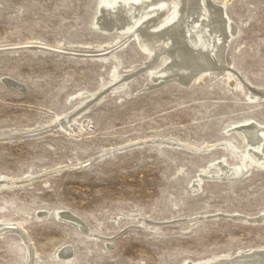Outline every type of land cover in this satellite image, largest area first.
Listing matches in <instances>:
<instances>
[{
    "label": "rangeland",
    "instance_id": "obj_1",
    "mask_svg": "<svg viewBox=\"0 0 264 264\" xmlns=\"http://www.w3.org/2000/svg\"><path fill=\"white\" fill-rule=\"evenodd\" d=\"M208 1L235 30L218 69L188 86L160 71L148 86L167 49L148 66L141 24L100 29L99 0H0V264H191L264 250V222L248 219L264 210V167L215 176L220 160L264 159L263 148L244 156L241 135L264 125V0Z\"/></svg>",
    "mask_w": 264,
    "mask_h": 264
},
{
    "label": "bare ground",
    "instance_id": "obj_2",
    "mask_svg": "<svg viewBox=\"0 0 264 264\" xmlns=\"http://www.w3.org/2000/svg\"><path fill=\"white\" fill-rule=\"evenodd\" d=\"M117 3H120V7L116 5ZM118 7L120 8V15H118V17L121 18L120 22L112 23L110 22L111 20L109 21L108 19L113 15L112 12L117 11L116 8ZM96 12L102 13L105 17L106 21L104 20L102 23L104 27H100L102 30H107L112 28L113 24H117L116 27L113 25L115 29L117 28L122 33H126L125 31L129 32L133 29L132 27L135 23L138 25L141 24L138 28L136 27L135 30L137 36L136 40L140 49L147 54V65L156 61L152 58L151 60L149 59L154 53L162 51L161 49H167L165 51L167 54L166 62L158 68L149 70V76L152 78L153 84L149 83L148 86L157 84L154 82H160L159 79L163 76L156 77L155 79L153 78L154 74L156 75L160 71L163 72V75L168 74L167 77H170V79L175 78L182 83L188 82V85L192 79L206 78V76L211 71L215 70L222 60H224L223 58L228 43L231 39V35H233L231 32L235 31H232L234 28L231 29L233 24L231 25V21L227 17L223 4L213 5L208 0H99L95 13ZM98 17H100V15ZM115 17L117 18V16ZM140 17H143V19ZM139 18L140 20L138 21ZM117 76L119 75L116 72L112 74L114 79H117ZM258 93L264 96V89L260 90ZM254 95H251L249 98L255 99ZM243 130L244 129H242V131ZM241 135L244 141L246 137L249 139V141L246 142L247 152L244 156H248L249 149L253 150L252 152L254 153L262 150L264 144L263 124L256 121H248L245 131H243ZM248 163L250 164H245L242 161L230 166L227 162L225 163L224 160H220L216 164V166H218V172L215 173V176H217V179L233 180L231 179L232 177L229 178L230 176L227 175L230 172L231 175L236 176L234 180H237L241 178L243 174L249 172L250 165L252 166L255 164L264 167V159L259 157V155L256 159ZM220 170H222L221 174L219 173ZM202 177L203 175H199L196 178L193 183V190L197 189L198 183L202 180ZM261 213L256 216L254 220L248 218L249 221L264 222V210ZM248 219L243 220L246 221ZM235 254L237 255V253ZM234 257L221 261L217 260L216 257H211L207 260H201L191 264H264V250L255 251L248 255L246 261H241L243 258L240 256ZM183 264L186 263L184 262Z\"/></svg>",
    "mask_w": 264,
    "mask_h": 264
},
{
    "label": "water",
    "instance_id": "obj_3",
    "mask_svg": "<svg viewBox=\"0 0 264 264\" xmlns=\"http://www.w3.org/2000/svg\"><path fill=\"white\" fill-rule=\"evenodd\" d=\"M174 80H176V79L174 78ZM176 81L180 82L179 80H176ZM180 83L183 84V85H188V82L187 83L180 82ZM263 149H264V144H263Z\"/></svg>",
    "mask_w": 264,
    "mask_h": 264
}]
</instances>
